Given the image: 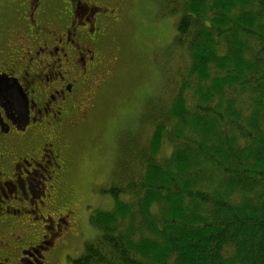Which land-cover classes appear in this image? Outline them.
<instances>
[{"label": "trees", "instance_id": "obj_1", "mask_svg": "<svg viewBox=\"0 0 264 264\" xmlns=\"http://www.w3.org/2000/svg\"><path fill=\"white\" fill-rule=\"evenodd\" d=\"M165 1L174 84L119 140L113 207L69 264H264V0Z\"/></svg>", "mask_w": 264, "mask_h": 264}, {"label": "flooded vegetation", "instance_id": "obj_2", "mask_svg": "<svg viewBox=\"0 0 264 264\" xmlns=\"http://www.w3.org/2000/svg\"><path fill=\"white\" fill-rule=\"evenodd\" d=\"M102 1L23 0L3 32L0 80L20 104L0 120V264H56L78 228L69 132L103 83L101 51L117 21Z\"/></svg>", "mask_w": 264, "mask_h": 264}, {"label": "rangeland", "instance_id": "obj_3", "mask_svg": "<svg viewBox=\"0 0 264 264\" xmlns=\"http://www.w3.org/2000/svg\"><path fill=\"white\" fill-rule=\"evenodd\" d=\"M106 1L100 4L113 10L109 20L117 22L111 25L101 51L104 73L99 76L103 83L94 95L86 122L69 132V178L80 201L78 228L63 240L65 245L56 254V264H69L97 235L90 215L97 209L113 207L114 201L106 191L117 165L119 140L141 129L153 105H164V88L174 84L169 68L175 69L182 59L178 60L176 50H172L177 17L169 16L165 0ZM19 3L23 0H0V47L4 30L15 28ZM165 152L169 154L170 148Z\"/></svg>", "mask_w": 264, "mask_h": 264}, {"label": "snow or ice", "instance_id": "obj_4", "mask_svg": "<svg viewBox=\"0 0 264 264\" xmlns=\"http://www.w3.org/2000/svg\"><path fill=\"white\" fill-rule=\"evenodd\" d=\"M19 104L20 98L14 85L10 82L0 80V120L3 119L5 108H7L10 112L13 108H16L18 111Z\"/></svg>", "mask_w": 264, "mask_h": 264}, {"label": "water", "instance_id": "obj_5", "mask_svg": "<svg viewBox=\"0 0 264 264\" xmlns=\"http://www.w3.org/2000/svg\"><path fill=\"white\" fill-rule=\"evenodd\" d=\"M19 92H20V90H19ZM18 94V93H17ZM21 94V93H20ZM19 95V94H18ZM25 104L27 105V103L25 102Z\"/></svg>", "mask_w": 264, "mask_h": 264}]
</instances>
